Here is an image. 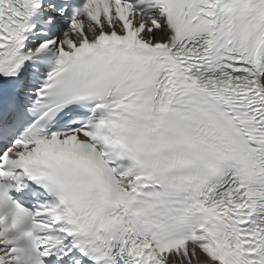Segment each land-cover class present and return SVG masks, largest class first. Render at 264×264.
Wrapping results in <instances>:
<instances>
[{"label": "snow or ice", "instance_id": "6c2138e0", "mask_svg": "<svg viewBox=\"0 0 264 264\" xmlns=\"http://www.w3.org/2000/svg\"><path fill=\"white\" fill-rule=\"evenodd\" d=\"M0 264H264V0H0Z\"/></svg>", "mask_w": 264, "mask_h": 264}]
</instances>
